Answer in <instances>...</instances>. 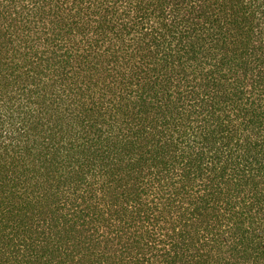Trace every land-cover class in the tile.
I'll return each mask as SVG.
<instances>
[{
    "label": "trees",
    "instance_id": "1",
    "mask_svg": "<svg viewBox=\"0 0 264 264\" xmlns=\"http://www.w3.org/2000/svg\"><path fill=\"white\" fill-rule=\"evenodd\" d=\"M0 264H264V0H0Z\"/></svg>",
    "mask_w": 264,
    "mask_h": 264
}]
</instances>
